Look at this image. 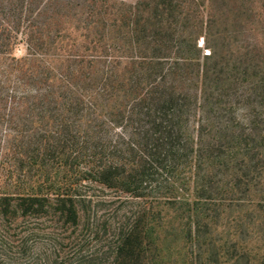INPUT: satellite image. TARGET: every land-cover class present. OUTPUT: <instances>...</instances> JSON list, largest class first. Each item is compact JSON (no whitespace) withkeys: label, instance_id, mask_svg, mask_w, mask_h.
Wrapping results in <instances>:
<instances>
[{"label":"trees","instance_id":"1","mask_svg":"<svg viewBox=\"0 0 264 264\" xmlns=\"http://www.w3.org/2000/svg\"><path fill=\"white\" fill-rule=\"evenodd\" d=\"M230 1L0 0V264H264V45Z\"/></svg>","mask_w":264,"mask_h":264},{"label":"rangeland","instance_id":"2","mask_svg":"<svg viewBox=\"0 0 264 264\" xmlns=\"http://www.w3.org/2000/svg\"><path fill=\"white\" fill-rule=\"evenodd\" d=\"M118 1L131 4L136 2L137 0H118ZM144 15H146V12ZM195 18L196 19H193L191 21H187V20L180 21L179 24H201V22L206 21V14L204 11H201L200 9V12ZM166 23L168 24L169 22ZM219 24H229L230 27L232 25L235 28L238 29L240 28L243 30L244 34L237 35L236 38V43L239 46L241 45L240 46L241 51L245 48L246 45L251 47L250 49L252 50V43L254 44L258 43V45H261L263 47L264 0H231L230 3L225 7V12L224 14L221 15ZM200 43L204 45L203 38L201 39ZM24 52H25L24 48L20 47V49L16 51V54L21 55ZM245 209L246 207L237 208L236 211L233 214H231V217L229 219L228 218L224 219V222H226L227 224L225 230L223 227L222 228L220 227V232L222 233L224 239L226 238L227 234L229 233L233 234L234 231L237 229L235 224L240 218L238 212H243ZM30 248H32L33 251H36L38 249L43 248V244H35L32 245V247ZM0 252H8V251L6 248L2 247L0 248ZM164 254L166 258L172 257V255L175 254V250L166 251ZM175 255H177L179 258V262L176 264H182L183 254H179L178 252ZM13 264L16 263L14 262Z\"/></svg>","mask_w":264,"mask_h":264}]
</instances>
